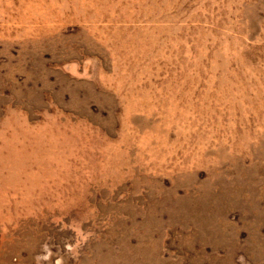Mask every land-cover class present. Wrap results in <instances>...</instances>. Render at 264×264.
<instances>
[{
	"label": "rangeland",
	"instance_id": "rangeland-1",
	"mask_svg": "<svg viewBox=\"0 0 264 264\" xmlns=\"http://www.w3.org/2000/svg\"><path fill=\"white\" fill-rule=\"evenodd\" d=\"M0 264H264V0H0Z\"/></svg>",
	"mask_w": 264,
	"mask_h": 264
},
{
	"label": "bare ground",
	"instance_id": "bare-ground-1",
	"mask_svg": "<svg viewBox=\"0 0 264 264\" xmlns=\"http://www.w3.org/2000/svg\"><path fill=\"white\" fill-rule=\"evenodd\" d=\"M164 27V26H163ZM150 48V47H149Z\"/></svg>",
	"mask_w": 264,
	"mask_h": 264
}]
</instances>
